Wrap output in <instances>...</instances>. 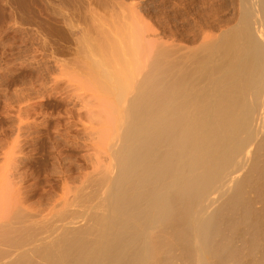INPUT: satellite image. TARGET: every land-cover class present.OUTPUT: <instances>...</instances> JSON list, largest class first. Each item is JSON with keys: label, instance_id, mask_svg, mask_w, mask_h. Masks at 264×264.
I'll use <instances>...</instances> for the list:
<instances>
[{"label": "bare ground", "instance_id": "bare-ground-1", "mask_svg": "<svg viewBox=\"0 0 264 264\" xmlns=\"http://www.w3.org/2000/svg\"><path fill=\"white\" fill-rule=\"evenodd\" d=\"M134 3L53 7L51 137L0 132V264H264V0Z\"/></svg>", "mask_w": 264, "mask_h": 264}, {"label": "rangeland", "instance_id": "rangeland-1", "mask_svg": "<svg viewBox=\"0 0 264 264\" xmlns=\"http://www.w3.org/2000/svg\"><path fill=\"white\" fill-rule=\"evenodd\" d=\"M61 1L65 2V0H52L55 6L53 3L51 6V0H0V127L2 126L0 132L5 128L16 130L21 125V120L27 121L24 120L25 115L33 112V115L37 116L35 118L37 121L32 118L33 121L40 124L37 125L30 119L33 125L29 130L31 134L34 136L36 133L38 140L43 142L49 136L51 137V119L49 118L55 110L56 113L58 112L56 108L53 109V102H51V24L53 21L51 18H53L54 8H59L57 6L61 4ZM89 1L95 3L93 6L98 9L103 7L100 10L102 12L115 3L120 2L128 7L136 2L137 5L141 4L140 11L142 10L141 13L146 14L147 17L148 0H123L124 3L119 0V2L113 0L114 3L111 0V2L109 0V2H106L107 0ZM128 1L129 4L125 5ZM185 1L189 3V6L192 5L189 14L192 18L196 0ZM154 2L155 9H158L157 13L162 14L161 11L164 12V8L161 7V0H154ZM170 4L173 5V2ZM7 111L9 113H6ZM4 113L7 117L3 115ZM0 139H2L1 135ZM10 141H13L12 136Z\"/></svg>", "mask_w": 264, "mask_h": 264}]
</instances>
